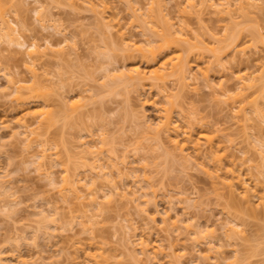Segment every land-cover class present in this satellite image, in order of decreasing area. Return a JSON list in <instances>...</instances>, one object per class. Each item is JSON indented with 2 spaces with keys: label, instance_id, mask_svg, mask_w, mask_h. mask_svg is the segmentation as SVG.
Instances as JSON below:
<instances>
[{
  "label": "bare ground",
  "instance_id": "6f19581e",
  "mask_svg": "<svg viewBox=\"0 0 264 264\" xmlns=\"http://www.w3.org/2000/svg\"><path fill=\"white\" fill-rule=\"evenodd\" d=\"M67 1L72 6L83 7L85 10L90 12L96 20L100 22V25L102 24L104 27H102V29H105L106 32L109 33V36L113 37L111 32H114L112 29H115L114 24L116 21L114 22V19H111L113 18V15L107 16V11L110 9V7L107 6V2L104 0ZM125 1L127 8L131 12L130 15L132 22L136 23L134 24L135 27L138 26L137 28H141L140 32H142V37L144 36V39H141L142 41L140 42H136L138 40L134 41L132 35L129 36V38L126 36V32L123 30L125 28L118 26L123 28L122 31H120V28H117L115 30L116 33H113L116 34L115 36L118 39H109L111 40L110 44L108 41L102 39L99 44L102 46L98 47L97 44L95 45V48H97V50L94 48L96 51L95 58L98 56L99 58H96V60L99 59L106 62L105 67H103V70L105 68L104 72L106 74L103 76H105L110 83L107 82L104 84H110L108 85V87H110L108 89L111 93L113 92L114 95H121L119 92L123 91L125 93L121 92L123 93L122 95L126 94L123 98L130 99L127 97L131 91L139 93L142 92V96L145 91H148L146 89H149L150 91L153 90L156 92L154 94L156 95V99L159 98L162 100L161 102H163V106L160 109H156V105L159 103V100L154 99L149 102L145 99V101L140 102L139 100L141 98L139 97L135 100L137 101L136 103H140L138 104L140 108L144 109L145 106H152L158 111L159 115H156L157 121L154 124H151L152 122L148 121L150 120V117L148 115L147 117L143 113V109H141V112H138L140 109L133 111V113L135 112L133 117L137 118V120L138 118L140 120V117L143 116L141 119L143 120V122H141L142 126H140L142 127V133L140 134H142L144 140L151 143L147 144L148 146L146 147L153 152V155H151V161H148L145 156H134L135 159L137 158L134 160L137 163L133 164H136L138 168L136 169L132 167L133 164L132 166L130 165L131 167H128V164L126 163V161L128 162L126 158L128 152L126 154H122L126 156L119 157L116 154L115 149H112V147L109 146L106 134L104 131H100L101 129H98L99 134H97V139L94 138L95 140L91 138L93 135H89V139L85 141L81 139L84 136H79L81 140L79 139L77 141L75 145L77 151H74L73 156L68 154V151L63 148V151H65L66 154V156H64V153L62 154L61 150L57 149V145H55V147L47 145V138L45 137L47 134L46 130H48L50 126L59 122V117L61 115L58 117L57 115L59 114H53L47 110L46 112H43V110L47 109L46 107L52 105L48 99L50 91L48 90V93L46 89L47 85H45L46 82L44 83V81H47V83L49 81V85H52V83L53 85L58 84L57 80L63 78L66 74L64 73L66 71H63L64 64L71 60L70 58L73 54H77V46L75 45L74 40V46H70L67 43L65 44V42L54 45L49 41H46L43 45H39L36 42L26 43L25 39L28 35V29L25 25H22L16 15L17 7H14L16 0H0V43L4 44L6 48L9 47L7 49L4 48L0 50V52H5V50L7 51L13 47V51L21 53L23 57L22 59L24 60L23 68L27 73V77L24 75L25 78H19L13 74L15 75L14 77L9 71L6 72L7 69L1 62L3 58V54L1 53L0 75L3 74L2 76H5L6 85L4 84L2 87L0 85V99L6 98L12 103H16L17 106L18 104L27 105L29 99H32V101L34 100L40 107H42L39 109L40 111L27 112L25 114L21 113L22 116L19 114V118L16 116V120H11L14 125H17L16 128L12 130L13 135H11V137L20 142H24L26 151L31 149L32 146L35 147V145H37L36 147L41 148L38 153H35L36 155H34V153L31 154V157L37 160V164L35 163L34 165V167L36 166L35 171H38L37 173L40 176H44L48 185L56 189V192L63 203H66V205L69 206L70 203L74 204L75 202L78 206L77 208L79 213L81 212L80 216L82 218L86 217V226L85 223H81L83 227H85L84 229L82 228V230L89 235V239L93 240V242L91 243L89 240L90 242L88 245L83 243L84 246L81 247H77V244H80L77 242L75 244V249L73 248L74 246H71L72 249H74L73 252L75 251V253L82 251L83 257L86 259V264H119V260L122 257L129 258L133 264H154L156 259H159L157 258L159 255H163L162 257L165 256L166 261L169 259V264H180L179 256L177 253L175 254L171 245L167 247L164 246L162 244V240L157 239L156 237V241H161H158L160 243L157 242L159 244L158 245L156 241H154L155 239H152L153 236L151 235H153L154 232L151 234L153 229L149 227L150 224L147 225L148 227L146 226V223L143 224L146 227H142L144 229H142L141 234L139 233L141 230H138L141 227H137L136 224L132 222L133 219H131L132 221H129L127 224L121 226L118 231L114 229V239H118V233L121 232V241L117 242L113 239L114 246H109V248L108 246L105 247L104 242L101 243L100 241H96L100 236L98 228L100 224L99 219L105 216L111 205L120 207V205L124 204L125 206H130L129 208H133L136 212H138L141 210L139 209L141 205L149 203V192L153 196H156L155 183L152 182V177L150 175L154 172L151 171V168L153 170V168L159 165L158 159L160 158L165 160V164L171 160L170 163H180L184 167L189 166L190 168L192 165V167L195 166L210 180L212 191H214L217 195L219 193H224L231 202H234L235 199H240L239 201L248 206L252 213L255 212V214L261 213L264 215V199L261 195L257 194V187L253 190H255L254 192H256L259 196V202L254 205L258 200H256L257 196L253 198L255 193L252 194L253 190L250 187L256 184H253L250 187L245 185L246 182L243 181V173L240 172L241 169L238 168L235 161L231 158L229 148L232 149L236 146L233 143V140L227 138V146L224 144L222 145L221 142L217 140L218 133L224 131L227 127H217L216 123L211 126L209 125L206 128L200 127L199 132L194 135L195 133L192 125L196 122V120L194 122H181L182 119L179 118L181 122L179 123L175 120L177 119L176 117L174 119L176 110L181 108H179V106H186L183 105L184 101L181 102L182 99H185L184 92L187 94L191 93L193 90L187 89L191 87L189 86V83L192 85L190 81H194L195 83L192 82L193 84L197 83V85H194L195 87L192 86L195 89H200V82H202V88L205 87L206 89H209L207 91H210L208 94H211L213 97L211 99L217 100L216 102L219 103V105L227 107L226 111L229 112L234 123V125H231L237 128L240 127L238 130L241 131V134H244L243 136L246 142L249 145L257 142L259 148H257L256 152H254L257 163L253 165V167L258 173L264 174V140L258 139V137H255L253 133L250 132L252 131V126L249 123V115H252L258 119L260 124H264V109L258 107L255 101L249 99L250 95L254 94L256 90L258 91V89L264 92V73L262 74V72H264V45L262 46V55V52H260L258 47L254 45L256 36L249 33V37H247V35L243 38L244 31H246V29H244L245 26L241 25H244V23L248 21L250 14L261 9V6H263V0H178V2L175 3L178 13V15L176 14L178 21L175 20V22L178 23L177 27H175V23L172 22L173 18L169 17L166 12L164 13L165 5L162 2L163 0H149V2L145 4V7L141 6L138 1H135L134 3H132L131 0ZM33 2L35 20L40 26L46 28L50 27L53 28L56 33L66 34L63 32L66 31V29L64 27L59 29L58 25L55 23L56 21H54L51 17L52 15L44 8L43 4H41L39 0H34ZM10 7L11 10H9ZM204 10L205 12L207 10L211 15L216 16L218 21L225 22L226 25H224V28L222 27V36H217V34H215L213 30L210 31L209 28L202 32V34H197L191 31L189 26L186 25L187 22H184L185 20H183V17L194 15L197 18V22L200 23L202 21L201 16L203 15L202 13H204ZM9 16L10 18H8ZM117 24L118 23H116V26ZM105 30H103V32ZM259 34L261 36V33ZM259 34H257L258 37ZM106 37L110 38L108 37V34ZM112 40L119 42L115 43ZM249 48H251L253 52H250L251 50ZM205 49L211 53L210 58L207 61H204L202 55V52H204ZM197 50L201 52H198ZM246 50L249 51L247 52L249 55L246 53ZM117 52H121V54H118ZM259 53L261 55H259ZM122 54L125 59L132 60V63H134L135 58H139L144 62L149 63L147 65H150V62L155 63L158 58L161 60L158 59L159 63L156 67L149 68L147 70H144V68L141 69L140 65L137 66L135 64H131L133 65L131 67H126V64L118 66L119 68L115 67V65L113 66L112 64H115L116 62L115 58L119 55L122 56ZM227 55H230L228 56L230 58L227 61L229 64H233V62L235 63L236 61L241 64L243 62L249 63V58L256 56L255 58H257V60L260 59L261 61L259 63L260 66L257 65L258 69H261L260 75L256 76L253 69H251L250 72V69H248L249 66L245 67L244 64L242 65V67H244L243 69H241V67L236 68V72L231 70L230 72H233L229 73L231 74L230 78L234 79L235 83L231 84L235 85L234 87H231L230 85V88L226 87L227 85L223 82L225 79H221L219 81L217 80L218 82L215 81L219 78L218 76L221 75H217V78L213 83L211 75L214 77L215 74H211L212 67L214 65H218L224 68L225 66L222 64V60L223 58H226ZM191 57H193L192 62L190 61ZM53 60L55 62L52 63H56L55 66L57 71L59 70L63 73L58 72L57 74H51L52 78H46L48 77V73L45 71V64L46 62H51ZM251 60L254 61V59ZM257 60L255 62H259ZM257 66L254 70L259 71L256 69ZM236 67H238V65H236ZM250 67L253 68L252 66ZM223 70L227 71L230 69L225 68ZM248 70L249 72H246ZM63 79L65 81L68 80L66 77ZM170 81L175 82V86L171 84ZM228 81L229 79H226L225 82ZM66 83L67 82L62 81L58 84V87H64V84L66 85ZM167 84H171L174 89L176 88V91H171L173 88L169 87L171 88L169 89ZM231 89L233 91H231ZM186 90L190 92H187ZM194 91L198 92L196 90ZM138 95L139 94L137 93L136 96ZM34 101L30 103H34ZM125 101V103L128 104L131 99L129 101ZM63 103L62 105H64V108L63 106L60 107V111L57 112L67 111V107L65 106L66 104ZM188 103L186 102V104ZM35 104L36 103H34V105ZM135 105H132L131 103L128 107ZM139 107L135 108L138 109ZM222 109L225 110V108L221 107V110ZM181 110L182 109H180L179 112H181ZM186 112L187 114H184L182 117L190 119L193 117L195 111L188 110ZM139 113H141V116ZM67 116L69 115L66 114L65 117ZM231 119L230 121L232 123ZM11 121L9 123H11ZM198 121H201V119ZM182 123H187V125L184 127V125H181ZM251 137L252 141L250 140ZM137 152V149H135V152L133 153L136 155ZM73 157L77 159L80 166H77V168L73 166L75 168L71 169L70 165L73 163ZM128 163L131 164L132 162ZM151 164L155 167H151ZM119 165H122L123 167L121 166L120 169L118 167ZM56 167L60 168V176L58 175L57 177L56 175L54 176L56 173L53 172V168L55 169ZM80 167L83 169V176L79 175L78 168ZM136 171H140L139 174H137ZM123 177L132 178V185H130L133 187V190L129 189L127 186H124L126 188L122 186V189H120L117 186L119 184L114 183L115 178ZM0 194L5 197V201L4 199L1 200V204H3L1 207H10L9 209L14 211L11 206L17 203V201L14 198V192H12L11 187L8 183H6V181L0 180ZM179 195L183 196L181 201L185 204L187 209L196 208L197 206L199 207L200 201H194L183 191H180ZM252 201L255 202L252 203ZM257 205L262 208L260 211H257ZM50 209L51 210L48 211V214L46 213L47 215L42 212L43 210H35V215H39L38 217H40L42 221L48 223L45 224L49 227L53 226L49 225L50 223L56 225L55 222L58 220H61L62 222V216L58 209ZM142 211L140 212L142 213ZM72 212L73 210L70 209V213ZM227 215L230 217V214L227 213ZM80 216L78 215L77 217ZM228 217L226 218L227 221L218 225L219 229L216 228L217 226H214L215 224L213 223L212 225L207 223L202 227L199 222L193 221L191 217L188 219L186 218L187 220L185 219L186 221L182 226L181 224L183 219H174L169 222L165 219L164 223L166 222V225L162 224L165 225V229L170 231V233H172V231L178 232L179 230H183V232L185 231L184 233L186 234V237L191 239L195 244H207L209 255L202 257L203 261H205V259L207 261L209 260L211 263H218L220 260L225 261V259L221 258L219 255L220 253L217 250V247L222 246L220 240L223 239L227 246H230L233 249V252L231 253H234V261L225 264H242V262L247 260V257H245L244 260L243 258H240L241 249L238 248V246L242 245L247 238L245 234V225L242 221L236 219L235 217ZM70 218L73 219L75 216L71 214ZM127 221L128 220H126V222ZM39 228L40 226H38L37 229L35 227L37 231ZM62 229L65 230L64 228ZM148 229L151 235L147 233L146 230ZM217 230H220L221 238L213 235ZM34 235L36 236V234ZM52 236L53 234L50 235V238ZM55 236L56 235H54L52 239H54ZM216 243L218 244L217 246ZM193 246L195 247V245ZM164 247L168 250L165 251L166 248ZM196 251L197 250L195 249V252ZM74 256H77V254ZM153 260L155 261L153 262ZM3 261V258L0 256V264H3ZM141 261L144 262L142 263ZM160 261L162 262V260ZM160 261H157L156 263ZM37 262L34 261V264ZM73 263L80 264V262L78 263L74 261ZM20 264L23 263L20 262ZM38 264L41 263L38 262Z\"/></svg>",
  "mask_w": 264,
  "mask_h": 264
},
{
  "label": "rangeland",
  "instance_id": "374dc122",
  "mask_svg": "<svg viewBox=\"0 0 264 264\" xmlns=\"http://www.w3.org/2000/svg\"><path fill=\"white\" fill-rule=\"evenodd\" d=\"M33 1L34 0H16V2L14 3V7H17V17L19 18L22 25H25L28 29L27 34L29 36L27 35L25 39L26 43L36 42L39 45H43L44 43H46V41H49L50 43L55 45L65 42V44L67 43L68 45L72 46L74 40L75 45L77 46V54H73V56H71L70 58L71 60L67 61V63L64 64V69L62 68L63 71H66L64 72L66 74L63 78L66 77L68 78V80L65 81L63 78L57 80L58 84L62 81L67 82L66 85L64 84V87H58V84L53 85L52 83V85H49V81L48 83L47 81H44V83L46 82L45 85H47V91H50V94H48V99L52 103V105L46 107L47 109L43 108L45 110H42L43 112H46L47 110L48 112L50 111L53 114H59L57 115L58 117L61 115V119L59 117L60 121L50 126L48 130H46L47 134L45 137L47 138V145H52L54 147L55 145H57V149L61 150L62 154L64 153V156H66V154L65 151H63V148L64 150L68 151V154L73 156L74 151H77L75 145L80 139L79 136H84L85 138L83 137L81 139L85 141L89 139V135H93V137L91 138L95 140L94 138H96L98 136L97 134H99L98 129H101L100 131H104L106 134L107 140L109 141V146H111L112 149H115V152L119 157L126 156L122 154H126L128 152L126 158L128 162H132L130 164L126 161L128 167H131L133 163H137L136 161H134L137 159H135L134 156H145L148 161H151V155H153V152L146 148L148 146L147 144L151 143H148V141L144 140L142 134H140L142 133V127L140 126H142L141 122H143V120L141 119L143 116H141V113H139L141 119L139 120L138 118L137 120V118L133 117L135 113H133V111H137L140 109V111L138 112H141V109H143L138 106V104L140 103H136V98H141L139 100L140 102L145 101V99L151 102L156 99V95H154L156 92L146 89L148 91H145V93L141 96L142 92L139 93L135 91H129L130 93L127 92L129 93L127 98H130L132 102L129 101L130 99L123 98L126 96V94L122 95L123 93H125L123 91L119 92V94L121 95H114L113 92L111 93V91L108 89L110 88L108 87V85L110 84H104L109 82L106 77L103 76L104 74H106L104 72L105 68L103 70L106 62H103L99 59L96 60V58H99L98 56H96L95 58V49L97 50V48H95V45L97 44L98 47L102 46L99 45L102 39L108 41L109 44L111 41L109 39H118L115 36L116 34H113L117 28H125H120V31H122L123 29L126 32V36H128V38L132 35L134 41L138 40L136 42H140L142 41L141 39H144V36L142 37V32H140L141 28H137V25V27H135L134 24L136 23L132 22V18L130 15L131 12L127 8L126 1L104 0L108 4L107 6L110 7L109 11H107V16L113 15V18L111 19H114V22L116 21V23L119 24H117V26L116 23L114 24L115 29H112L114 32H111V35H113V37L109 36V33H107L105 29H102V24L100 25V22L97 21L90 12L85 10L83 7L72 6L68 3L67 0H39L41 4H43L44 8L52 15L51 17L54 19V21H56L55 23L58 25L59 29L62 27L66 29V31H63L66 34L56 33L53 28L40 26L39 23L35 20V13L33 12ZM135 1H138V3L143 7H145V4L149 2V0H131L132 3H134ZM162 2L165 5L164 13L166 12L169 17L173 18L172 22H174L176 25L175 27H177L178 23L175 22V20L178 21V13L175 3L178 2V0H163ZM9 10H11V7ZM203 12V15L201 14L202 21L200 23L197 22V18L194 15L188 17L185 16L183 17V20H185V23L187 22L186 25L189 26L190 30L197 34H202V32L206 31V29L209 28L210 31L213 30V32H215L217 36H222V27L224 28V25H226L225 22L218 21L216 16L211 15L207 10L206 12L205 10ZM8 18H10V16ZM241 25L245 26L244 29H246V31H244L243 38L247 35V37H249V33L254 34L256 36L254 45L258 47L259 51L262 52L263 55L262 46L264 45V0L261 9L250 14L248 21L244 23V25ZM103 30H105L104 32L106 33H104ZM259 33H261V36ZM107 34L110 38L106 37ZM257 34H259V37L257 36ZM71 36H73L74 39ZM4 48L7 49L9 47L6 48L4 44H1L0 50ZM249 49L251 50L250 52H253L251 48ZM13 50L14 48L12 47V49H8L7 51L5 50V52L1 51L0 54H3L1 62L7 69L6 72L9 71L10 73H12L11 75L15 74L19 78H25L24 75H26L27 73L23 68L24 60L22 59V54ZM247 52L249 51L246 50V53ZM117 53L121 54V52ZM210 54L211 53L206 49L204 52H202L204 61L209 60ZM247 54L249 55V53ZM259 55L261 54L259 53ZM228 56L230 55H227V57ZM123 57V54L122 56H117L115 58V64L112 65L118 67L126 64V67H131L133 66L131 64H135L137 66L140 65L141 69L144 68V70H147L149 68L156 67L159 63L158 61L161 60L160 58H158L159 60L157 59L155 63L150 62V65H147L149 63H146L139 58H135L134 63H132V60H127L125 59V57ZM227 57L223 58L222 60V64L225 66L224 68L218 65H214L212 67L211 74H215L214 77L210 74L213 77H211V80L213 79V83L217 80L219 81L221 79H225L223 82L227 85L226 87H234L235 85H231L235 83L234 79L230 78L231 74L229 73H232L233 71L236 72V68L241 67V69H243L244 67H242V65L244 64L245 67L249 66L248 69H250V72L251 69H253L256 76L260 75L261 69L259 70L257 65H259L261 61L260 59L257 60V58H255L256 56H252L249 58L250 60L254 59V61L249 60V63L246 62L248 65L245 62L241 64L237 61V63L233 62V64H229L227 63V61L230 57ZM191 59L190 61L192 62L193 57H191ZM256 60L259 62H255ZM52 62L55 61L53 60L51 62H46L45 64V71L48 73V77L46 78H52L51 74L62 72L59 70L57 71L55 66L56 63ZM235 64L238 65V67H236ZM250 66H252L253 68H251ZM256 66V69L259 71L254 70ZM225 68L230 70H223ZM231 70L233 71L230 72ZM246 72H249V70ZM263 73L264 72H262V74ZM225 74L228 76H226ZM2 75H0L1 87L2 85L4 86V84L6 85L5 76ZM15 75L13 76L15 77ZM217 75L221 76H218L219 78H217ZM226 79H229V81L225 82ZM230 79H232L233 81ZM190 82L192 85H190L189 83V86L191 87L187 89L193 90L191 91V93L187 94L186 92H184L185 99H182L181 102L184 101V104H182L186 106H179V108L181 107L180 109H182V113L179 112L180 109L176 110L174 119L176 117L177 119L175 120H177L179 123L183 121L194 122L196 120V122L192 125L195 133L194 135L199 132L200 127L206 128L209 125L211 126L212 124L216 123L217 127H227V129L218 133L217 140H219L222 145L224 144L226 146L228 144L227 138L233 140V143L236 146L232 149L229 148V153L231 154V158L235 161L238 168L241 169L240 172L243 173L242 176L243 181L246 182L245 185L250 187L253 184H256L250 188L253 190L257 187V194L261 195L264 199V174L258 173L253 167V165L257 163L254 152H256L257 148H259V145L257 144V142H252L253 144L251 145L246 142L243 136L244 134H241V131L238 130V128L240 127L237 128L233 126V120L231 119L229 112L226 111L227 107H223L224 105H219V103L216 102L217 100L211 99L213 97L211 96V94H208L210 93V91H207L209 89H206L205 87L202 88V82L199 81L201 84L200 89L193 88L192 86L197 85V83L193 84L195 83L194 81ZM170 83L173 85L175 84V82L172 81H170ZM171 84H167L168 88H173ZM232 89L231 91H233ZM107 90H109L110 92ZM172 90H174L175 92L176 88L171 89V91ZM194 90L198 92H195ZM137 93L139 94L138 96H136ZM263 95L264 92L258 89V91L256 90L254 94L250 95L249 99H252L257 103L258 107L264 109ZM125 100H128L129 103L126 104ZM156 100H159V103H157L156 105V109H160L163 106V102H161L162 100H160L159 98H157ZM33 101L32 99H29V101L27 102L28 104L26 103L27 105L20 104V106L18 104L17 106L16 103H12L6 98L0 99V180L6 181V183L9 184L12 192H14V198L17 201V203L11 206L14 211H11V209H9L10 207L2 208L1 205L3 204H1V200L4 199L5 201V197L0 194V256L3 258V262L6 264H20V262H22L23 264H25L26 262L28 264H34V261H38L41 264H76L73 263V261L78 263L80 262V264H86V259L83 257L82 251H79L78 253H75V251L73 252L76 247L75 244L77 242L80 243L77 244V247L84 246L83 243H85V245H88L90 241L91 243L93 242V240L89 239V235L82 230V228L84 229L85 227H83L81 223L86 222V217L82 218L80 216L81 212L79 213L77 208L78 206L74 201H72L74 202V204L70 203L69 206L66 205V203H63L58 196L56 189L48 185V182L46 179H44V176H40L37 173L38 171H35L36 166L34 167V165L35 163L37 164V160L31 157V154L34 153V155H36L35 153H38L41 148L36 147L37 145H35V147L32 146L31 149L26 151L24 142L21 141V143L20 141L15 140L13 137H11V135H13L12 130H14V128H16L17 126L14 125L11 120H14L16 116L18 118L22 116L21 113L25 114L27 112H37L42 108L35 101V105L34 103H30ZM186 102H189L190 104L188 103V105L186 104ZM62 103L66 104L65 106L67 107V111L62 109L65 112H57L60 111V107L63 106L64 108V105H62ZM131 103L132 105H137L128 107ZM135 107L139 108L136 109ZM221 107L225 108V110L222 109V111ZM129 108L131 109V112ZM156 109H154L152 106H145V108L143 109V113L146 116L148 115L150 117V120H147L149 122H152L151 124H154L157 121L156 118L159 113ZM188 110L195 111L193 117H191L190 119L182 117L184 114H187L186 111ZM66 114H68L69 116L65 117ZM179 118L182 119L181 122ZM249 118V123L252 126V131L250 132L253 133L255 137H258V139L264 140V124H260L255 116L253 117L252 115H249ZM199 119H201V121H198ZM230 119L232 120V123ZM10 121L11 123H9ZM181 125H184L185 127L187 123H182ZM250 140L252 141V137ZM52 146L51 148L53 149ZM135 149H137L138 151L136 155L135 153H133L135 152ZM170 161L171 160H169V162L165 164V160L163 158H160L158 159L159 165L155 167L151 164V167H155L153 168V170L151 168V171H153L154 173L150 175L152 177V182L155 183L156 196H153L148 190L149 203L140 206L139 209H141L140 211L143 210L142 213L140 211L136 212L135 209H131L129 208L130 206H125L124 204L120 205V207L117 206L118 208L114 205H111L108 208L105 216L100 219L98 218L100 223L98 227L100 236L96 241H100L101 243L104 242L105 247L108 246V248L109 246H114V240L120 242L122 238V234L121 232H119L120 234L118 233L117 237L119 241L118 239H114V229L118 231L121 226L127 224L129 221H132L131 219H133L132 222L135 223L137 227H141L138 229L139 231L141 230L139 233H141L142 229L150 224L149 227L153 229L151 234H153V232L154 234L151 235L149 233V229L146 230L147 233L153 236L152 239H155L154 241H156L157 237V239L162 240V244L164 246L167 247L171 245L173 250L175 251V254L177 253L179 256L180 264H213L214 262L211 263L206 259L205 261H203L202 258L209 255L207 244H195L191 239L186 237V234L184 233L185 231L183 232V230H179L178 232L172 231V233H170V231L165 229L164 226L166 225V222L164 223V221L165 219H167V222L174 219H183V221L181 220L182 226L185 221L191 217L193 221L199 222L202 227L207 223L210 225H212L213 223L215 224L214 226H217L216 228H218V225L227 221L226 218L229 216L227 215L228 213L230 214V217L232 216L231 218L235 217L236 219L242 221L245 225V234L247 238L242 245L238 246V248L241 249V257L240 255L239 257L243 258V260L245 257H247V260L245 262H242V264H264V215L261 213L255 214V212L252 213L248 206L239 201L240 199H235V201L233 200L234 202H231L226 194L219 193L221 195H217L214 191H212L210 180L195 166L192 167V165L189 168V166L184 167L180 163H170ZM72 162L73 163L70 165L71 169L80 166L75 157L72 158ZM121 166L122 165H119L118 167L121 169ZM132 167L136 169L138 168L136 164H133ZM59 170V167H56L55 169L53 168V172L56 173L54 174V176H60ZM78 170L79 175L83 176L84 173L82 167L78 168ZM139 172L140 171H136L137 174H139ZM114 183H118L120 186L117 184L116 185L120 189H122V186H127L129 189L133 190V187H131V177L115 178ZM180 191H183L194 201H200L199 207L197 206L196 208L194 207L187 209L185 204L181 201L183 196L179 195ZM254 191L255 190H253L252 192V194L255 193V196L253 198L257 196L256 200H258L259 196ZM253 202L255 201H252V203ZM258 202L259 200L255 202L254 205H256ZM257 207V211H260V209H262L258 205ZM50 208L58 209L62 216L61 219L63 223L61 222V220H58L57 222H55L56 225L50 223L49 225L53 226L49 227L46 225L48 223L42 221L41 218L38 217L39 215H35V210H43L42 212L44 214H48V211L51 210ZM70 209L73 210L72 213H70ZM71 214L75 216V218L71 219ZM78 215L80 217H77ZM126 220L128 221L126 222ZM144 223H146V226L143 225ZM162 223L165 225H163ZM38 226H40L41 229L39 228V230L37 231L36 229L38 228ZM143 226L144 228H142ZM62 228H64L65 230H63ZM58 233H60L61 236ZM34 234H36V236ZM52 234L53 236L56 235L54 239H52L53 236L50 238V235ZM213 235L221 238L220 230H217ZM160 240H157L156 243ZM220 243L222 244V246L217 247V250L219 251V255L221 256V258L225 259V261L220 260L218 263L216 262L214 264H225L233 262L234 253H231L233 252V249L230 246H227L226 242H224L223 239L220 240ZM193 245H195V247ZM217 245L218 244L216 243V246ZM71 246H74V249H72ZM195 249L197 250L196 252ZM167 250L168 249L166 248L165 251ZM79 253L82 254L80 255ZM75 254H77V256H74ZM78 254L80 257L78 256ZM159 256H157V258L159 259H156V262L160 260H162V262H155L154 264H169V259L166 261L165 256V259L164 257H162L163 255ZM119 261V264H133V262L127 257H122ZM154 261L155 260H153V262ZM38 262L36 264H38ZM141 262L143 263L144 261Z\"/></svg>",
  "mask_w": 264,
  "mask_h": 264
}]
</instances>
